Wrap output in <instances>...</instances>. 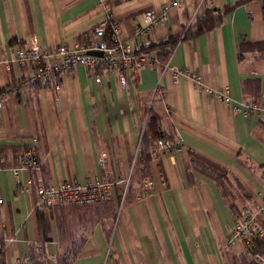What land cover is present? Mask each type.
<instances>
[{
	"label": "crops",
	"instance_id": "0c3cea01",
	"mask_svg": "<svg viewBox=\"0 0 264 264\" xmlns=\"http://www.w3.org/2000/svg\"><path fill=\"white\" fill-rule=\"evenodd\" d=\"M173 1L0 0V91L30 73L15 62L17 47L31 40L44 46L82 44L110 14L123 36L132 39L147 10L160 13ZM176 1L179 7L171 10L167 25L157 28L145 46L176 39L171 67L190 69L200 75L204 88L228 91L236 103L260 95L264 108L262 2L248 0L227 12L212 31L183 40L187 29H197L204 5ZM238 1L214 0V6L224 10ZM159 87L165 96L156 93ZM151 105L169 140H182L184 148L153 155L148 178L154 186L147 194L141 192L146 177H139V152ZM261 120L264 113L234 114L190 78L174 80L161 67L138 69L124 88L112 72H104L98 84L78 67L58 93L41 84L8 95L0 111V145L25 147L36 140L42 169L17 180L14 152L9 151L7 166L0 170V239L7 261L16 264L41 251L46 264H62L64 258L69 264H245L241 257L249 258L243 247L228 248L227 239L240 211L255 210L264 200ZM191 151L228 172L229 194L191 169ZM102 153L113 178L125 182L117 183L105 201L114 202L113 217L105 202L37 206L39 181L102 179ZM132 174L137 179L124 202ZM26 179L33 181L31 194L20 191Z\"/></svg>",
	"mask_w": 264,
	"mask_h": 264
},
{
	"label": "built area",
	"instance_id": "2783aa9c",
	"mask_svg": "<svg viewBox=\"0 0 264 264\" xmlns=\"http://www.w3.org/2000/svg\"><path fill=\"white\" fill-rule=\"evenodd\" d=\"M198 5L206 4V0H197ZM214 7V0L209 4ZM179 2L174 0L166 5L164 10L157 13L147 10L144 15V24L136 26L132 39L123 36L121 24L112 17H108L98 26L92 29L91 36L86 42L69 46L58 44L54 46L40 45L36 40H31L25 45L15 49V62L20 66L30 68V73L18 83L6 90L0 91V111L6 107L8 95H16L28 90L35 85H48L56 93L60 92L66 78L78 67H84L87 73L101 83L104 72H112L121 87H126L129 79L133 77L138 69L161 67L163 71H170L172 78L180 76L190 78L199 89H204L210 96L222 101L234 114L250 117L262 115L263 106L245 101L236 103L228 91H216L204 88L199 74L190 69L178 70L170 65V58L162 62V56L170 53V47L164 49L144 50L140 48L143 42L152 40L155 30L165 27L169 21L171 10L178 8ZM99 52L101 55H94ZM158 95L165 96L166 90L159 87ZM36 140L25 146V150L17 155L15 165L12 169L17 180L25 173L41 172L40 161ZM184 148L182 140L176 142L162 139L157 142L153 151L155 157H162L165 153H179ZM99 167L103 178L96 182L66 181L60 184L46 185L39 181L36 192L42 204L52 205L59 203L62 206H89L105 202L111 198L113 187L124 181L115 180L113 172L108 167V156L102 153L99 156ZM129 182H127V185ZM33 181L26 179L21 184L20 191L23 194H31ZM153 181L146 178L141 185V192L151 193ZM264 200L255 210L243 208L238 214L236 223L231 229L227 239V247L236 249L242 246L245 254L251 257L257 264H264V256L251 254L248 248L252 239L264 237ZM16 264H31L28 257L19 258Z\"/></svg>",
	"mask_w": 264,
	"mask_h": 264
},
{
	"label": "trees",
	"instance_id": "16d2710c",
	"mask_svg": "<svg viewBox=\"0 0 264 264\" xmlns=\"http://www.w3.org/2000/svg\"><path fill=\"white\" fill-rule=\"evenodd\" d=\"M248 0H240L238 1L234 6H230L224 10H217L214 7H211L208 4H205L204 6V12L201 16L197 17L196 22H197V29L194 32H189V30H186V34H184V38L183 40H192L195 39L196 37H199L205 33H208L210 31H212L216 26H218L222 21L223 18L225 16V14L227 12H230L232 9H234L235 7L247 2ZM263 4L264 7V0H260ZM91 36V32L89 34V37ZM89 37L87 39H89ZM152 41V40H150ZM177 40L174 38H170L167 41H163L160 43H154L152 42L149 46H145V42L141 43L142 45L139 46L140 48H143L144 50H153V49H164L167 47H170V53L168 55H164L162 56V62H166L169 59V56L172 54L174 46L176 45ZM254 83V82H253ZM254 87V86H252ZM254 90H259L258 88ZM256 92H253V95H255ZM260 95H255L253 96V100L252 101H247L244 100L246 103H259L260 99H262L260 97ZM261 122L264 125V121L261 120ZM162 139H166L169 140L166 132L163 130L162 128V118L156 113V111L154 110L153 106H150V109L148 111V117L146 120V124L144 127V131L141 137V143H140V152H139V163H140V167L142 169V175L139 176L140 179L141 177H146L148 178L149 174H150V169H149V163L152 161L153 157V151L157 145V142L162 140ZM26 148L25 147H18V146H13V147H7V146H3L0 145V170L5 168L7 166L8 163V153L14 152V156H13V161H14V165H15V159L17 157V155H19L21 152H23ZM188 154H190L191 157V169L193 171H196L208 178H210L211 180H214L216 182V184L218 186H220L222 192L227 195V193L229 194V183H230V178H229V174L228 172H226L225 169L221 168L220 166L210 162L209 160L195 154L194 152H189ZM40 157V161L42 164V159L41 156ZM134 177L135 174L131 175L130 180H129V184L127 185V195L125 197L124 202H126L127 197H128V193L130 192V190L132 189V185L134 181ZM135 179H137L135 177ZM139 179V181H140ZM126 194V193H125ZM122 198V196H121ZM121 198L119 197V202L121 200ZM123 199V198H122ZM36 204L37 206L40 203L39 198H37L36 200ZM45 205V204H43ZM106 208V210H109L111 212V214L109 215V217H113L114 211H115V205L114 202H105V204H103ZM236 212V211H235ZM249 252H251V254H262L264 255V237H257V238H253L251 245L248 248ZM37 254H32L30 255V260H31V264H46L44 262V256L41 254V251L36 252ZM243 263H247V264H256L255 262H253L250 259H245L243 256L241 257ZM62 264H69L66 263V258L63 259ZM0 264H9V262L7 261L6 255H5V250H4V243L3 240L0 239Z\"/></svg>",
	"mask_w": 264,
	"mask_h": 264
},
{
	"label": "rangeland",
	"instance_id": "374dc122",
	"mask_svg": "<svg viewBox=\"0 0 264 264\" xmlns=\"http://www.w3.org/2000/svg\"><path fill=\"white\" fill-rule=\"evenodd\" d=\"M230 95V94H229ZM231 97V96H230ZM251 103V102H250ZM257 105H259V106H262V102L260 101L259 103H256ZM264 113V112H263ZM262 116H263V114H262ZM65 207V206H64ZM84 207V206H83ZM262 255V254H261ZM264 256V255H263ZM250 260H252L253 261V259L251 258V257H248ZM253 262H255V261H253ZM256 263V262H255ZM257 264V263H256Z\"/></svg>",
	"mask_w": 264,
	"mask_h": 264
},
{
	"label": "water",
	"instance_id": "95a60500",
	"mask_svg": "<svg viewBox=\"0 0 264 264\" xmlns=\"http://www.w3.org/2000/svg\"><path fill=\"white\" fill-rule=\"evenodd\" d=\"M92 54H94V55H101V53H99V52H93Z\"/></svg>",
	"mask_w": 264,
	"mask_h": 264
}]
</instances>
